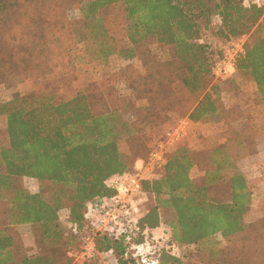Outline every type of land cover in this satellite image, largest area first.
<instances>
[{"label":"trees","instance_id":"obj_1","mask_svg":"<svg viewBox=\"0 0 264 264\" xmlns=\"http://www.w3.org/2000/svg\"><path fill=\"white\" fill-rule=\"evenodd\" d=\"M216 18L215 35L226 41L250 33L235 68L238 79L255 83L264 105V0H0V84L34 85L0 102L6 117L0 136V264L22 254L16 229L22 223L31 224L40 240L64 238L79 248L92 236L95 249L112 250L117 264H138L123 239L91 225L88 205L115 193L106 183L111 176L149 159L157 141L146 127L185 116L194 122L219 117L231 137L218 146L181 145L167 154L152 178L142 180V228L169 226L182 249L224 240L213 250L212 264H264V217L245 221L252 191L237 166L261 134L254 125L234 127L242 113L225 105L223 93L235 77L214 81L218 59L202 30ZM74 42L95 44L104 59L136 58L140 68L130 64L122 78L89 82L62 100L52 76L70 69ZM152 46L169 50V56L161 59ZM121 82L131 95L115 92ZM196 168L199 176H193ZM28 178L39 183L37 192L25 186ZM180 260L165 252L160 264Z\"/></svg>","mask_w":264,"mask_h":264},{"label":"rangeland","instance_id":"obj_2","mask_svg":"<svg viewBox=\"0 0 264 264\" xmlns=\"http://www.w3.org/2000/svg\"><path fill=\"white\" fill-rule=\"evenodd\" d=\"M72 14L76 16L78 11L73 10ZM219 22V19L216 18L213 20L209 29L202 30L203 41L208 42L212 46L218 60L224 57L234 44L240 48L250 37L249 33L245 36L226 41L215 35ZM152 47L161 59H166L170 54L169 50L163 47ZM128 65H134L136 69L140 68V62L136 58L127 60L120 55L114 54L104 59L103 53L100 52V48L95 44L90 42H74L70 47V64L68 65L70 69L68 72L66 71L64 74L58 75L66 70L65 67L59 69L57 74L52 76V81L56 87L57 94L62 100H65L74 96L89 82L99 81L103 78L112 81L119 77L122 78L124 74L129 71L127 70L125 72L123 70ZM233 77H235L236 81L224 84L227 89L223 93V100L228 108H235V113H242L241 118L235 121L234 127L239 128L254 125L259 129L261 134L259 137V144L256 148L251 151L249 155L237 159L238 169L247 176L252 191L251 207L244 216L247 223H252L264 217V105L259 101V96L257 92L255 93V89H253V85L256 86L255 83L242 78L238 79L239 76H237V72L229 77H222L214 74V81L223 83L224 80ZM117 84L118 85L114 87L116 93L125 95L132 94V91L127 88L124 82ZM5 87L6 85L2 84L1 88L4 89ZM4 90L8 91L7 89ZM18 93L22 94L23 91H19ZM14 96L15 95H13V97ZM138 104H144V101H138ZM128 116L127 119L133 120L135 118V113H130ZM174 120L175 123L173 122V127L176 129L178 124L181 125L187 120V116L181 118L176 117ZM197 122V124L193 123L191 127H184L186 131H188L187 140L180 144V146H189L191 144L192 149L200 150L207 147L218 146L231 137L229 126L219 119V117L207 118ZM144 132L152 139H156L157 146L161 142L166 145V142L172 141L169 130L166 131L161 126L156 128L146 127ZM157 168L158 166L155 165L150 166V169L147 170V175H153L151 172L155 171ZM231 172L232 171L226 172V175L231 174ZM200 174L201 170L199 168L194 169L193 176H199ZM24 184L32 192H37L39 190V183L35 180L28 178L24 181ZM21 232L24 234L29 233L28 227L21 228ZM225 245L226 242L224 240L217 239L214 242L209 241L185 247L182 249L180 255L181 260L177 263L171 262L170 264H212L211 261L214 258L211 254L213 250H218ZM79 250L82 257L87 260L83 246Z\"/></svg>","mask_w":264,"mask_h":264},{"label":"built area","instance_id":"obj_3","mask_svg":"<svg viewBox=\"0 0 264 264\" xmlns=\"http://www.w3.org/2000/svg\"><path fill=\"white\" fill-rule=\"evenodd\" d=\"M253 1L260 4L263 0ZM242 51V45L239 48L234 44L224 57L215 62L214 74L222 77L233 75L236 72V58ZM166 160L167 152L161 142L149 159H138L132 171L115 174L107 180V186L115 191L114 194L100 197L88 205L86 216L91 225L116 239H123L138 264H160L163 253L180 256L182 252V247L173 240L169 226L162 224L158 229L149 230L143 229L140 224L147 201L142 180L152 178V175H147L150 166H162ZM73 231L77 233L75 227ZM142 237L144 240L139 242ZM82 246L87 260L93 259L95 264H117L112 250L98 252L95 249L92 236H88Z\"/></svg>","mask_w":264,"mask_h":264},{"label":"crops","instance_id":"obj_4","mask_svg":"<svg viewBox=\"0 0 264 264\" xmlns=\"http://www.w3.org/2000/svg\"><path fill=\"white\" fill-rule=\"evenodd\" d=\"M1 86L2 84H0L1 102L9 101L12 99L13 95L19 91H23V94H26L34 89V85L30 81L20 83L11 88H6V86L4 89H7L8 91L1 88ZM253 89H255L256 93L257 87L253 85ZM185 122L181 125L178 124L176 129H174L173 123L167 124L163 127L164 130H169V133L172 136V141L170 140L166 142L167 144L165 145L167 154L172 153L180 146V144L187 140L188 131H186L184 127H191L193 123H198L188 118ZM5 130L6 117L0 115V136ZM189 147L192 148L191 144ZM23 227H28L29 233H22L21 228ZM16 229L19 233L18 241L23 248V252L19 256L17 255L16 258L14 257V260L10 261L9 264H88L87 260H85L79 252V246H76L64 238L40 240L33 233L32 226L29 223L17 224Z\"/></svg>","mask_w":264,"mask_h":264}]
</instances>
